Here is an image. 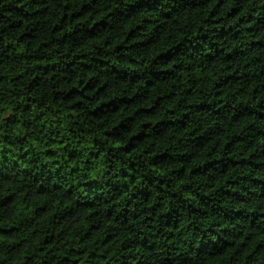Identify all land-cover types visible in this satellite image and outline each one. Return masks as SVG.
I'll use <instances>...</instances> for the list:
<instances>
[{
  "label": "clouds",
  "instance_id": "clouds-1",
  "mask_svg": "<svg viewBox=\"0 0 264 264\" xmlns=\"http://www.w3.org/2000/svg\"><path fill=\"white\" fill-rule=\"evenodd\" d=\"M0 264H264V0H0Z\"/></svg>",
  "mask_w": 264,
  "mask_h": 264
}]
</instances>
